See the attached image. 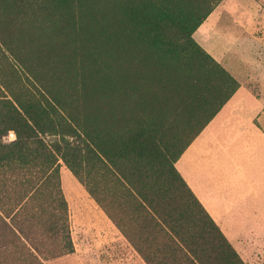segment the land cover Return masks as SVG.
Here are the masks:
<instances>
[{
  "label": "trees",
  "instance_id": "obj_1",
  "mask_svg": "<svg viewBox=\"0 0 264 264\" xmlns=\"http://www.w3.org/2000/svg\"><path fill=\"white\" fill-rule=\"evenodd\" d=\"M210 10L183 0H0V66L4 60L11 67V58L21 66L10 72L16 89L5 81L6 94L0 84V166L37 159V193L58 172L60 152L116 225L133 223L143 242L154 243L152 251L140 248L150 264H246L174 165L235 89L232 76L192 37ZM127 26L131 40L141 41L166 72L168 83L158 91L141 93L122 71ZM38 29L51 31L41 43ZM39 45L54 52L30 56ZM78 88L86 106L75 98ZM9 129L17 137L3 144ZM51 134L61 137L48 146ZM21 237L28 239L0 216L4 245L41 264Z\"/></svg>",
  "mask_w": 264,
  "mask_h": 264
},
{
  "label": "rangeland",
  "instance_id": "obj_2",
  "mask_svg": "<svg viewBox=\"0 0 264 264\" xmlns=\"http://www.w3.org/2000/svg\"><path fill=\"white\" fill-rule=\"evenodd\" d=\"M212 1L183 0L202 10L211 5L210 12L193 31L192 37L232 76L235 89L193 137L178 157H181L180 161L177 159L174 165L182 177L179 170L184 166H196L195 173L191 171L193 175L187 177L195 179L199 193L206 194L207 201L211 200V193L216 192L214 188L219 187L220 181H228L224 183L225 187L219 188L224 197L217 211L210 212L183 177L211 218L216 217L214 222L243 261L264 264V0ZM131 29L132 26L124 29L125 36L119 47L120 66L138 83L141 93L150 94L168 83L166 72L160 68L155 56L144 51L141 41L137 46L131 40ZM38 33L36 42L41 43L51 31L38 29ZM56 45L59 55H63L60 45ZM39 46L33 54L29 52L30 56H37L41 49L44 54L54 52ZM1 62L0 84L9 94L4 82L9 80L10 86L16 89L15 77L10 72L13 64L16 69L21 66L13 58L11 67L3 65L4 60ZM34 67L41 66L34 63ZM60 67L59 82L62 83L66 81L68 68L63 61ZM80 72L83 74V70ZM23 73L21 70L22 76ZM85 77L86 73L83 74L86 81ZM21 78L18 76V80ZM68 84L62 83L63 88ZM78 89L75 98L86 106L82 102L84 94ZM16 137L15 130L9 129L1 136V141L10 144ZM60 137V134L48 135L47 145L58 143ZM56 158L58 172L53 179L48 177L37 193H33L41 180L33 174L37 159L25 165L8 163V166H0V216L14 228L23 230L28 239H21L32 244L35 260L41 264H150L140 248L145 253L146 247L152 251L154 243L149 247L150 240L143 242L133 223L126 222L123 228L116 225L85 183L68 167L60 152ZM100 185L106 200L112 202L113 196L105 191L102 183ZM121 196L115 195L124 200ZM59 199H64L66 205L59 204ZM208 205L211 207V201ZM110 207L117 217L124 216L122 210L111 204ZM4 243L0 238L1 264L38 263L26 259L16 245Z\"/></svg>",
  "mask_w": 264,
  "mask_h": 264
},
{
  "label": "crops",
  "instance_id": "obj_3",
  "mask_svg": "<svg viewBox=\"0 0 264 264\" xmlns=\"http://www.w3.org/2000/svg\"><path fill=\"white\" fill-rule=\"evenodd\" d=\"M181 158V157H180ZM179 158V159H180ZM178 159V160H179ZM180 161V160H179ZM179 161H178V163H179ZM196 169V166H194V165H192V164H188L187 166H184L183 168H182V170H179V171H181L182 173H183V177H185V179H187L188 180V183H189V185H190V187L192 188V190L194 191V193L197 195V197L200 199V201L203 203V205L207 208V210L208 211H212V212H216L217 210V206H218V204L220 203V201H222V197H224L223 195H222V192L220 191V189L219 188H222V187H225V184H227L228 183V181H223V182H219V187H215L214 189L216 190V192H212L211 193V200H209V201H207L206 199H205V197H206V194H204V193H199V191H198V187H197V185L194 183V181H195V179L193 180V179H188V175H193V173H190L191 171H193L194 173H195V170ZM194 177H196V176H194ZM198 179H199V177H197ZM200 182V181H199ZM225 183V184H224ZM208 195H210V194H208ZM205 196V197H204ZM210 197V196H209ZM209 197H207V198H209ZM211 201V207H213V208H211L210 207V205H208V202H210ZM215 216V215H214ZM213 219H215L216 220V217H214ZM218 224H219V222H218ZM220 225V224H219Z\"/></svg>",
  "mask_w": 264,
  "mask_h": 264
}]
</instances>
